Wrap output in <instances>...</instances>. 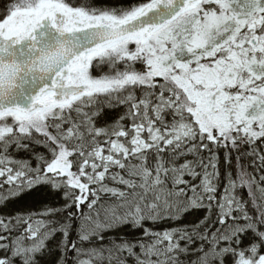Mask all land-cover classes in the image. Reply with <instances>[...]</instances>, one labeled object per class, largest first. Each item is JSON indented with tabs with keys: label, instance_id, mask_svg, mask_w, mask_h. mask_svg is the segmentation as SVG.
Masks as SVG:
<instances>
[{
	"label": "snow or ice",
	"instance_id": "snow-or-ice-1",
	"mask_svg": "<svg viewBox=\"0 0 264 264\" xmlns=\"http://www.w3.org/2000/svg\"><path fill=\"white\" fill-rule=\"evenodd\" d=\"M0 178V264H264V0H0Z\"/></svg>",
	"mask_w": 264,
	"mask_h": 264
},
{
	"label": "trees",
	"instance_id": "trees-1",
	"mask_svg": "<svg viewBox=\"0 0 264 264\" xmlns=\"http://www.w3.org/2000/svg\"><path fill=\"white\" fill-rule=\"evenodd\" d=\"M118 111H119L118 109L114 110L113 113H112V116L114 117L116 112H118ZM223 152H224V150L221 149L220 150L221 158H223ZM16 156H17V158H27V153L19 152V153H16ZM245 162H247V161H245ZM32 163L35 164V161L33 160ZM234 163H235V153H233V164ZM221 171L223 172V166L221 167ZM0 179H3V178H0ZM244 194H245V196H247L246 191H245ZM56 202L63 203V201H62V199H60V197H57V201ZM206 211L207 210L203 209V208L202 209H194L191 212L186 213L183 219H181L179 221L172 222V223L162 224L159 227H175V226H178V225L192 224V223L198 222L199 219L203 218V216L205 215Z\"/></svg>",
	"mask_w": 264,
	"mask_h": 264
}]
</instances>
